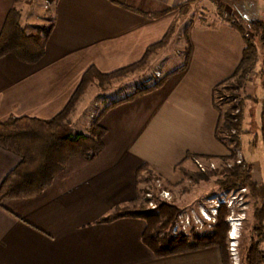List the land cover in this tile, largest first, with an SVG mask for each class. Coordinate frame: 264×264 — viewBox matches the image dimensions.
I'll list each match as a JSON object with an SVG mask.
<instances>
[{"label": "crops", "instance_id": "1", "mask_svg": "<svg viewBox=\"0 0 264 264\" xmlns=\"http://www.w3.org/2000/svg\"><path fill=\"white\" fill-rule=\"evenodd\" d=\"M236 3L56 0L44 57L32 65L11 55L0 58L2 123L11 117L50 120L65 107L89 67L109 74L131 66L172 29L175 34L168 46L176 41L186 55L184 66L167 75L158 88L123 99L106 111L99 121L105 130L104 147L93 161L73 158L37 197L2 204L0 264L142 263L146 250L141 220L97 221L135 201L136 172L143 164L163 175L169 166L183 162L186 154L226 155L215 138L218 115L212 90L232 76L242 59L241 36L222 20L228 10L239 21L240 14L233 8ZM184 4L189 7L185 14V8H180ZM14 6L15 0H0V31ZM197 7L202 14L209 9L213 13L200 16ZM218 7L225 13L222 18ZM155 13L164 15L148 17ZM259 58L256 72L264 68V55ZM245 93L240 155L251 166L253 180L264 183V88L259 75L248 77ZM192 107L202 118L196 130L197 146H180L179 162L148 160L147 144L138 134L156 128L153 117L159 112L180 115ZM18 164V157L0 149V183Z\"/></svg>", "mask_w": 264, "mask_h": 264}, {"label": "trees", "instance_id": "2", "mask_svg": "<svg viewBox=\"0 0 264 264\" xmlns=\"http://www.w3.org/2000/svg\"><path fill=\"white\" fill-rule=\"evenodd\" d=\"M18 1L15 0V4ZM46 1H49L50 5L53 2ZM180 8H185L184 14L189 11L187 4ZM222 11L223 9L218 7L221 18ZM163 15L164 13H155L148 17L157 19ZM222 20L243 40L242 59L238 68L230 78L212 90V106L218 115L215 138L228 154L224 157L186 154L183 163L190 160L197 172L190 173L182 168V165L177 166V169L185 179H195L197 183L209 181L216 176L217 168L211 169V162L221 161L224 164L219 173L220 177L214 180L219 190L217 195L244 190L242 196L251 208L252 223L248 236L239 247L240 264H264V183L253 180L251 166L245 163L240 155V138L245 134L242 121L248 77L259 75L261 88H264V68L261 66L256 72L260 59L258 46L264 49V23L253 21L249 23L248 28H244L233 16L227 15ZM48 21L49 24L37 25L33 32L27 33L21 24V12L14 6L0 31V58L11 55L18 62L31 65L40 61L44 57L46 43L53 27V18ZM172 35L173 29L162 42L149 47L139 62L116 72L103 74L96 67H89L65 107L50 120L11 117L0 123V149L19 158V164L0 183V207L9 200H30L40 195L73 158L93 161L104 147L105 130L99 125V121L108 109L117 104L111 103L105 107L85 134L75 133L69 119L81 98L95 84L103 90L112 81L142 69L153 54L169 45ZM153 90V87L141 89L138 94ZM199 160L206 162L204 172L196 165ZM227 164L228 167H225ZM157 181L161 183L159 188L155 184ZM163 184L161 178L153 175L149 166L143 164L136 172L138 189L134 204L131 207H116L97 223L110 224L120 219L141 220L144 223L142 245L155 259L214 248L219 252L221 264H230L227 241L230 229L227 220L231 210L224 204L219 205L212 223H204L203 227L198 229L190 220V226L185 232L179 224L180 217L186 214V210L177 206L173 199L167 201L159 198L161 190L170 193ZM141 185L150 188L141 189ZM146 194L151 197L145 199ZM148 202L154 203L153 210L147 207ZM135 203H139V206L136 207ZM175 227L176 232L172 233Z\"/></svg>", "mask_w": 264, "mask_h": 264}, {"label": "rangeland", "instance_id": "3", "mask_svg": "<svg viewBox=\"0 0 264 264\" xmlns=\"http://www.w3.org/2000/svg\"><path fill=\"white\" fill-rule=\"evenodd\" d=\"M45 1L46 0H19L18 3L15 4V7L21 12V24L27 33L33 32L35 26L47 25L49 24L48 20H52V12L54 10L53 4L56 0H53L50 5L51 7L48 6L47 8H45L47 5ZM235 1L238 3L233 5V8L240 14L239 21L242 27L248 28L249 23L253 21L264 23V0ZM195 11L200 16L210 17V9L207 10V12L205 10L203 14L200 12V7H197ZM227 11L226 14L222 12L225 14L224 17L229 15ZM211 13H213V11ZM205 14L207 15L205 16ZM173 34H175V31H173ZM176 43L177 42L174 41L170 46L158 50L155 53L156 56L154 60L151 61L148 59L146 65L142 69L112 81L110 84L106 85L103 90L96 84L91 86L81 98L69 119L73 132L85 134L89 126L95 122L100 112L109 104H119L123 99H130L131 96L138 94L141 89L150 87L156 89L167 75L181 69L185 64L186 55L185 53H181L182 49H178ZM258 51L263 58L264 49L258 46ZM258 69L259 67H257L256 70ZM155 72L159 73L158 77H155ZM181 113L180 115H169L166 111L159 112V116L153 117L156 128L154 127L149 133L141 132L138 134L140 139H144V145L147 144L144 155L148 160L150 159L152 162L165 160L167 162H179L181 155L179 153L180 149L178 148L180 146H184L185 144L191 147L197 146L196 130H198L197 126L199 127L202 120L199 115L200 112L198 109L192 107L189 110L184 109ZM227 154L228 153H226V155ZM258 154L259 150L257 151V156ZM238 159H240L239 156ZM198 162L206 167L205 161L199 160ZM215 162L216 163L213 162V164L214 168H217L216 176L205 182L198 181L196 183L195 179L187 180L178 171L177 166L182 165V168L186 169L188 172L196 173L197 170L190 160L185 163L181 162L174 168L169 166L168 171L163 175L151 171L153 175H158L161 178L164 187L170 191V200L173 199V202L177 206L186 210L184 211L186 214H183L184 216H182L181 219V221H184L183 226L185 227V232L190 226V224L187 225L188 219L189 221L192 220L193 223L198 226V229L203 227L201 224L204 225V223L209 224L213 222L216 212L215 209H213L214 204L211 201L213 198L219 196H216L219 190L215 186L214 180L220 177L219 173L222 167H224L221 161ZM225 167H228V164ZM145 175L147 176L148 174ZM155 184L157 188H159L157 183ZM144 188L146 187L141 185V189ZM149 188L150 187H147L146 189L149 190ZM242 194L244 193L241 191H231L228 194L226 193L224 197L226 202L232 205V210L228 217L231 224L228 223L230 230L228 233L229 236L227 237L230 264H240L239 247L243 245L244 240L248 236L249 228L252 223L251 208ZM133 204L134 202L126 207H131ZM224 205H226V203H224ZM135 206L138 207L139 203H135ZM181 221L179 225H181ZM199 222L201 224H198ZM175 232V228H173L172 233ZM231 247L232 249H230ZM144 250L146 251L142 253L141 264H221L219 252L214 248L165 259H155L147 249L144 248ZM231 254L233 256H231Z\"/></svg>", "mask_w": 264, "mask_h": 264}, {"label": "built area", "instance_id": "4", "mask_svg": "<svg viewBox=\"0 0 264 264\" xmlns=\"http://www.w3.org/2000/svg\"><path fill=\"white\" fill-rule=\"evenodd\" d=\"M45 3L47 4V5L45 6V8H47L48 6H50L49 1H45ZM248 36H249V35L247 34L246 37H248ZM158 75H159V73H158V72H155V77H158ZM196 165H197V167H198L202 172L205 171L204 166H203L200 162H196ZM210 168H211V169H214V164H213V163H210ZM156 183H157L158 187H160V182L157 181ZM241 192L244 193V190H242ZM227 194H228V193H227ZM218 195H219V196H218ZM218 195H216V196H218L217 198H213V200L211 201V202H213V204H214V208H213V209H215V212H216L217 207H218L220 204H224V203H226L227 207H228L230 210H232V205H231L230 203L226 202V200L224 199V197L226 196V193H222V194H218ZM145 197H146V198H150L151 195H150V194H146ZM159 198H160L161 200H167V201H170V199H171V198H170V193L167 192V191H165V190H161L160 193H159ZM148 208H150V209L153 210V209L155 208L154 203H153V202H148ZM185 218H188V217H185ZM181 219H182V217H180V221H181ZM229 219H230V218H229ZM189 222H190V221H189V219H188V221H187V225H189ZM230 222H231V221L228 220V223H229V224H231ZM198 224H201V223L199 222ZM183 225H184V221H181L182 230L185 231V227H184ZM201 226H202V224H201ZM176 229H177V227H175V231H176ZM230 249H232V247H231ZM230 252L232 253L231 250H230ZM231 256H233V255L231 254Z\"/></svg>", "mask_w": 264, "mask_h": 264}]
</instances>
